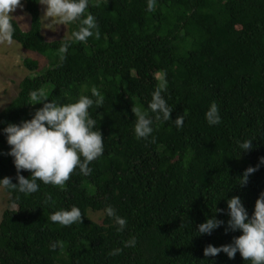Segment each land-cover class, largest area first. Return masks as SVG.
<instances>
[{"label": "trees", "instance_id": "16d2710c", "mask_svg": "<svg viewBox=\"0 0 264 264\" xmlns=\"http://www.w3.org/2000/svg\"><path fill=\"white\" fill-rule=\"evenodd\" d=\"M39 2L21 0L30 29L24 32L13 19V39L49 67L24 79L0 114V179L18 184L2 129L31 119L43 106L30 105L33 90L73 103L81 95L95 100L96 88L104 100L88 112L104 152L89 164L90 176L76 169L63 187L38 182L31 195L5 188L16 209L6 210L0 224V264H250L239 253L229 259L203 252L242 234L226 232L228 199L239 196L251 217L264 192V165L246 186L239 184L264 157V0H157L152 11L148 0H89L85 16L96 18L98 35L72 41L65 53L59 51L63 39L45 40ZM78 27L69 24L70 37ZM25 66L36 72L39 63L27 60ZM165 81L161 94L173 110L168 121L148 108ZM212 102L221 123L209 126L205 113ZM133 107L153 121L147 139L135 136ZM181 115L178 128L173 121ZM244 140H252V148L240 153ZM72 206L81 210V224L62 227L48 219ZM108 206L126 218L124 231L105 214ZM90 212L102 213L103 223ZM213 216L224 225L198 234ZM133 236L135 247H124ZM57 241L61 246L53 251ZM117 248L122 252L110 256Z\"/></svg>", "mask_w": 264, "mask_h": 264}, {"label": "clouds", "instance_id": "9594fccd", "mask_svg": "<svg viewBox=\"0 0 264 264\" xmlns=\"http://www.w3.org/2000/svg\"><path fill=\"white\" fill-rule=\"evenodd\" d=\"M21 0H0V43L12 45L14 43L15 28L13 17L14 12ZM157 0H148L147 11L156 7ZM44 7V14L41 20L44 21V29L56 31L58 25L79 23L78 30L71 33L68 40L63 38L59 51L67 52L72 41L85 42L97 28L96 18L89 12V0H40ZM51 19L50 23L45 21ZM161 84L152 93V99L148 104L151 112L156 113V119L163 121L170 120L172 109L162 97ZM93 100L89 96L81 95L76 102L63 103L58 98L47 100L43 90H33L29 93L32 106H43L35 111L32 118L23 120L19 124L8 123L3 127L2 132L6 142L10 146L8 156L12 157L13 164L17 171L18 184H13L11 179L5 177L0 179V187L18 191L25 195L36 193L40 183L63 187L69 180L74 170L79 169L83 176H90L92 168L89 164L99 158L104 152V138L100 131H94L96 121L89 115L88 109L103 103L104 97L96 89H91ZM135 115L134 133L137 139H147L153 132V121L148 117L147 112L139 107L132 109ZM184 115L178 116L173 123L179 128L184 124ZM206 122L209 126L221 123L218 106L212 102L205 113ZM252 140L238 142L240 153L252 148ZM264 165V157L260 158L256 168L249 167L239 179L241 186H246L248 177ZM21 170L31 172L29 178L20 175ZM50 199V197H49ZM227 221L226 232L239 231L242 234L234 237L228 245L215 247L208 245L204 249L205 257H215L220 253L234 259L239 253L244 261L250 264H264V192L259 194L255 202L254 210L249 216L239 196H233L226 201ZM107 217L114 220L117 231H124L127 220L116 214L111 206L104 209ZM82 212L77 206L70 209H60L50 214L48 219L58 223L62 227L82 223ZM224 225V221L213 216L198 226V234L211 235L212 232ZM136 238L130 237L124 247H135ZM61 242H53L50 247L54 251ZM123 249L117 248L109 252L110 256L119 255Z\"/></svg>", "mask_w": 264, "mask_h": 264}, {"label": "rangeland", "instance_id": "374dc122", "mask_svg": "<svg viewBox=\"0 0 264 264\" xmlns=\"http://www.w3.org/2000/svg\"><path fill=\"white\" fill-rule=\"evenodd\" d=\"M40 11L42 18L44 14V7L42 5H40ZM10 15L18 22L24 32L29 31L31 18L21 2ZM50 22L51 19L45 21V23ZM42 24L43 36L47 42L70 38L69 24L55 26V32L44 29L43 20ZM27 60L39 63V68L36 72H32L25 66V61ZM48 67L49 61L46 58L40 54L23 49L17 42L14 41L12 45L0 43V114L17 98L20 84L24 79L36 74H42ZM10 200L11 197L5 188L0 187V224L6 210L16 209V206L12 205ZM89 215L93 221L99 224L103 223L104 215L102 213L90 212Z\"/></svg>", "mask_w": 264, "mask_h": 264}]
</instances>
